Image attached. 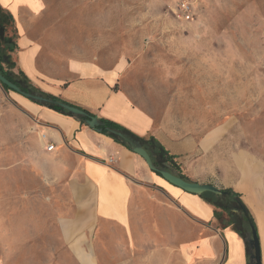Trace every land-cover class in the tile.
Listing matches in <instances>:
<instances>
[{"label": "crops", "instance_id": "0c3cea01", "mask_svg": "<svg viewBox=\"0 0 264 264\" xmlns=\"http://www.w3.org/2000/svg\"><path fill=\"white\" fill-rule=\"evenodd\" d=\"M39 9L36 0H0V10L12 16L16 34L13 73L23 74L46 96L127 132H117L121 139L109 130L118 143L79 118L48 108V97L39 104L12 92L5 108L12 120L2 121L0 129V166H28L29 202L45 204L44 212H31V218L46 220L45 243L55 244L51 260L58 264H249L247 242L234 228L238 220L222 208L240 201L249 211L247 203L262 196L260 159L230 141L223 127L185 135L167 131L164 122L119 88L124 61L111 69L71 61L61 77L42 71L40 47L20 21L23 12ZM11 138L13 143L7 146ZM123 144L161 150L163 158L147 152L159 170L169 168L190 182L230 190L233 197L185 193L151 172ZM48 145H53L50 152ZM213 200L222 208L214 207ZM41 228L34 227V234Z\"/></svg>", "mask_w": 264, "mask_h": 264}, {"label": "rangeland", "instance_id": "374dc122", "mask_svg": "<svg viewBox=\"0 0 264 264\" xmlns=\"http://www.w3.org/2000/svg\"><path fill=\"white\" fill-rule=\"evenodd\" d=\"M36 1L40 9L23 12L20 21L40 47L42 71L61 77L71 61L103 69L124 61L119 88L135 104L182 135L223 127L230 141L260 159L264 184V0ZM13 34L8 27L10 43L0 41V58L22 80L11 70ZM12 98L0 87V129L12 120L5 113ZM28 170L0 166V264H58L51 260L55 244L45 243L46 220L31 218L45 204L29 202ZM262 192L247 206L264 264V186ZM235 206L225 208L232 214ZM235 218L246 240L249 226L241 213Z\"/></svg>", "mask_w": 264, "mask_h": 264}, {"label": "water", "instance_id": "95a60500", "mask_svg": "<svg viewBox=\"0 0 264 264\" xmlns=\"http://www.w3.org/2000/svg\"><path fill=\"white\" fill-rule=\"evenodd\" d=\"M5 86L12 92L28 99L33 102L44 104L47 100L37 94H28L21 91L19 87L14 85L13 83L9 82L5 77L0 74V87ZM61 110L65 111L71 116H74L79 119H84L85 124L91 129H97L98 127L102 126V124L97 120L96 117H88L86 113H84L81 109L65 104V103H57L56 104ZM112 134L118 136L119 138H123L122 134L111 131ZM132 152L138 155L140 158L144 160L147 167L151 172L158 173L160 177L169 183L170 185L182 190L185 193L201 196L202 194H212L218 197H225L228 195L226 191L220 190L211 185H200L194 182H187L181 179L180 177L166 171V170H159L156 168L152 162L150 155L147 153L145 149L141 146H135L132 149ZM237 206L234 207V212H239L244 218H248V211L245 206L237 201ZM248 248H249V259L253 261V264H262V256H261V246L260 240L258 236V232L255 228L250 229V237L246 239Z\"/></svg>", "mask_w": 264, "mask_h": 264}, {"label": "trees", "instance_id": "16d2710c", "mask_svg": "<svg viewBox=\"0 0 264 264\" xmlns=\"http://www.w3.org/2000/svg\"><path fill=\"white\" fill-rule=\"evenodd\" d=\"M13 18L12 16L9 14V13H3L2 10H0V41L2 43H4L5 45H9L10 41L9 39L7 38V34H8V27L10 26H13ZM14 37V39L16 38V34H15V30H14V34L12 35V38ZM16 49V45L15 44H12L10 46V48L8 49L9 52H13L14 50ZM1 57V56H0ZM13 67V65H12ZM0 74L5 77L9 82L13 83L14 85H16L17 87H19L21 89L22 92L24 93H28V94H38L42 97H48V99H50L51 101V104H48L46 105L48 108L54 110V111H57L61 114H64V115H69L67 114L65 111L61 110L59 107H57L56 105H54L55 102H60V103H63L61 102L59 99L57 98H54V97H50V96H46L45 94H43L42 92L38 91L37 89H35L34 87H32V85H30L28 83V81L26 80V78H24L23 74H19L21 77H22V80L21 78H17L15 76H13L14 74H11V73H8L4 67H3V59L0 58ZM2 89L5 91V92H12L11 90H9L7 87L5 86H2ZM84 113H86V115L88 117H94L90 112L84 110V109H81ZM80 122L81 123H84V119H80ZM99 122L102 124V126L98 127L97 131H99L100 133L102 134H105V135H108L110 137H112L116 142L118 143H121L117 138H115L114 136H111L108 134L109 130H112V131H116V132H122V133H127L123 128H121L120 126L110 122V121H107V120H99ZM133 140H137V141H140L141 143L144 142V140L142 139H138L136 137H132ZM124 146H126L129 150H132V147L131 146H127L125 144H123ZM144 147H145V150L150 154V155H154L156 158H163V155L161 153V150H154L152 147H149L148 145H145L144 144ZM168 158L165 159V162H168ZM153 164L154 166H156L157 168L159 167L158 165V162L157 161H153ZM166 171L170 172V173H173L174 175L180 177L181 179H183L184 181H187V182H190L186 177H184L183 175H181L180 173L178 172H175L173 171L172 169H169V168H166ZM156 175L160 176L158 173H155ZM226 192L228 193V197H233V194L230 190H226ZM205 196H213L215 197V199H217L218 197L212 195V194H202L201 197H205ZM213 205L214 207L216 208H222L220 207V204L217 200H213ZM224 211H227L226 208H222ZM228 212V211H227ZM228 214L230 215V217L233 219L235 217V215L233 214H230L228 212ZM214 216L215 218H219L218 216V213L215 212L214 213ZM243 221L248 224L249 226V229L251 228H256V225L251 217V215L248 213V218H244ZM235 229H237L238 233H240V235L242 237H244V234L242 232V230L236 226H234ZM246 250H247V258L249 257V249H248V245L246 243Z\"/></svg>", "mask_w": 264, "mask_h": 264}, {"label": "built area", "instance_id": "2783aa9c", "mask_svg": "<svg viewBox=\"0 0 264 264\" xmlns=\"http://www.w3.org/2000/svg\"><path fill=\"white\" fill-rule=\"evenodd\" d=\"M46 150H47L48 152L52 151V150H53V145H48V147L46 148Z\"/></svg>", "mask_w": 264, "mask_h": 264}, {"label": "bare ground", "instance_id": "6f19581e", "mask_svg": "<svg viewBox=\"0 0 264 264\" xmlns=\"http://www.w3.org/2000/svg\"><path fill=\"white\" fill-rule=\"evenodd\" d=\"M19 28H20V31L22 32V31H23V29H22L21 25L19 26Z\"/></svg>", "mask_w": 264, "mask_h": 264}, {"label": "flooded vegetation", "instance_id": "af4514ba", "mask_svg": "<svg viewBox=\"0 0 264 264\" xmlns=\"http://www.w3.org/2000/svg\"><path fill=\"white\" fill-rule=\"evenodd\" d=\"M236 206H237V203H236ZM236 206H235V207H236Z\"/></svg>", "mask_w": 264, "mask_h": 264}]
</instances>
